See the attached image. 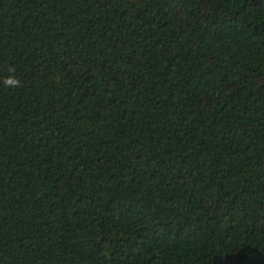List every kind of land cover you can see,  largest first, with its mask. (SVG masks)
I'll return each instance as SVG.
<instances>
[{"label":"trees","instance_id":"16d2710c","mask_svg":"<svg viewBox=\"0 0 264 264\" xmlns=\"http://www.w3.org/2000/svg\"><path fill=\"white\" fill-rule=\"evenodd\" d=\"M0 264H264V0H0Z\"/></svg>","mask_w":264,"mask_h":264},{"label":"clouds","instance_id":"9594fccd","mask_svg":"<svg viewBox=\"0 0 264 264\" xmlns=\"http://www.w3.org/2000/svg\"><path fill=\"white\" fill-rule=\"evenodd\" d=\"M6 83L8 85L15 86V85H18L19 84V81L16 80L15 78H9V79H7Z\"/></svg>","mask_w":264,"mask_h":264}]
</instances>
